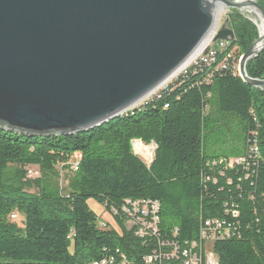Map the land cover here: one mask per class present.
I'll return each mask as SVG.
<instances>
[{"label": "trees", "instance_id": "16d2710c", "mask_svg": "<svg viewBox=\"0 0 264 264\" xmlns=\"http://www.w3.org/2000/svg\"><path fill=\"white\" fill-rule=\"evenodd\" d=\"M229 20L235 39L211 63L124 116L69 136L0 129V264H186L184 251L264 264V88L237 71L259 34L238 11ZM246 70L264 80V51ZM134 140L156 145L152 163Z\"/></svg>", "mask_w": 264, "mask_h": 264}, {"label": "water", "instance_id": "95a60500", "mask_svg": "<svg viewBox=\"0 0 264 264\" xmlns=\"http://www.w3.org/2000/svg\"><path fill=\"white\" fill-rule=\"evenodd\" d=\"M223 10L264 24L258 0H0V129L69 136L137 109L207 45ZM234 39L227 20L214 42ZM260 41L239 62L256 89L264 80L246 67Z\"/></svg>", "mask_w": 264, "mask_h": 264}, {"label": "rangeland", "instance_id": "374dc122", "mask_svg": "<svg viewBox=\"0 0 264 264\" xmlns=\"http://www.w3.org/2000/svg\"><path fill=\"white\" fill-rule=\"evenodd\" d=\"M230 12L231 11H225L223 14H220V17H219V20H218V25H217V28H216V32H215V34H214V36L209 40V42L207 43V45L203 48V50L200 52V54L197 56V57H195L190 63H188L185 67H183L179 72H178V74L177 75H175L169 82H168V84L169 83H171V82H173V81H175V79L185 70V69H187L189 66H191L195 61H197L201 56H203L207 51H208V49L210 48V47H213V45L215 44V42H214V38H215V36L217 35V32L218 31H220L221 30V28L223 27V26H225V24H226V21L227 20H229V14H230ZM222 13V12H221ZM244 15L245 16H248L249 17V19H252L255 23H257V25L260 23V21L258 20V19H256V18H254V17H252L251 15L249 16L247 13H245L244 12ZM259 26V25H258ZM258 28V27H257ZM258 34H259V36H260V33H259V30H258ZM258 36V37H259ZM258 40V39H257ZM257 40H255L254 42H256ZM230 41V40H229ZM231 42V41H230ZM253 42V43H254ZM239 62H240V60L238 61V63H237V71L239 72ZM155 94H152L151 95V97L152 96H154ZM151 97H150V99H151ZM149 99V98H148ZM141 105V104H140ZM139 105V106H140ZM138 106V107H139ZM136 142H140V143H142L145 147H150V148H152L153 150V153L155 154V151H156V145L154 144V143H150V144H144L142 141H140V140H134L133 142H132V147H133V152H134V154L138 157V158H140L142 161H144L147 165L148 164H150L151 162H152V159H153V157H154V154H153V156L151 157V158H145V157H143L140 153H138L137 152V150H136V148H135V144H136ZM60 169V168H59ZM65 174V171L64 170H61V175L63 176ZM59 184H60V186L64 189L65 187H66V183H65V181H64V179H62L61 181H59ZM88 205H89V207H90V209L92 210V211H94L98 216H99V218H100V221L104 224V225H107V221H110V219L108 218V216H107V214H106V210L104 209V207L102 206V205H100V204H98V203H96L95 201H93V200H90V201H88ZM16 213V212H15ZM15 217V216H14ZM14 217H12V220L14 221V222H16V223H18V224H21V220L20 219H17L16 220V218H14ZM14 218V219H13ZM18 218H19V216H18ZM16 220V221H15ZM21 226V225H20ZM208 264H216L215 263V259H214V257L213 256H211L210 255V257L208 258Z\"/></svg>", "mask_w": 264, "mask_h": 264}, {"label": "built area", "instance_id": "2783aa9c", "mask_svg": "<svg viewBox=\"0 0 264 264\" xmlns=\"http://www.w3.org/2000/svg\"><path fill=\"white\" fill-rule=\"evenodd\" d=\"M217 44H216V47L214 48V45H213V47H210L209 49H208V51L203 55V56H201L197 61H195L193 64H199V63H203V64H208V62H210L211 63V61L213 60V59H215V57H216V54L218 53V51H220V50H223V46H225V45H227V41H218V42H216ZM186 70V69H185ZM184 70V71H185ZM183 71V72H184ZM167 85H168V83L166 84V85H164L163 87H161V88H159V90H157V91H155L153 94H157L161 89H163V88H165V87H167ZM154 95V96H155ZM150 97L151 96H149L148 98L150 99ZM153 97V96H152ZM151 97V98H152ZM147 98V99H148ZM141 104H143V103H141ZM139 108V107H138ZM74 168V170L75 171H78V164H75L74 166H73ZM31 175H33V176H36V175H34L33 173H31ZM142 205H144V203H142ZM144 208H148V205L147 204H145L144 205ZM151 209L152 210H156L157 208H156V206L155 205H152L151 206ZM148 209H146V211H147ZM14 217V216H13ZM15 218V217H14ZM13 218V219H14ZM145 230L144 229H140L138 232V235L139 236H145V233H142V232H144ZM178 254V251H175L174 252V255L176 256ZM210 255L211 256H213L211 253H207V264H208V258L210 257ZM183 256L187 259V262H186V264H200V259H199V257L197 256V255H195V256H193L189 251H184L183 252ZM214 257V256H213ZM215 259V258H214ZM114 262V260L113 259H111V260H109V262L107 263L106 261H104V262H102V263H100V264H112ZM153 263V259L152 258H147V260H146V264H152ZM215 263L217 264V262H216V260H215Z\"/></svg>", "mask_w": 264, "mask_h": 264}, {"label": "bare ground", "instance_id": "6f19581e", "mask_svg": "<svg viewBox=\"0 0 264 264\" xmlns=\"http://www.w3.org/2000/svg\"><path fill=\"white\" fill-rule=\"evenodd\" d=\"M226 10H223L222 11V13L221 14H223L224 12H225ZM249 12H255V10L254 9H250L249 10ZM259 33H260V37H261V41L258 43V45H257V49H259V47L260 46H262L263 44H264V24L262 23V22H260L259 24ZM228 43H229V41H227V45H228ZM227 45H225V46H223V48H225V47H227ZM203 50V49H202ZM201 50V51H202ZM200 51V52H201ZM200 52H199V54H200ZM198 54V55H199ZM197 55V56H198ZM196 56V57H197ZM194 59V58H193ZM192 59V60H193ZM191 60V61H192ZM190 61V62H191ZM189 62V63H190ZM149 99H146L144 102H146V101H148ZM143 102V103H144ZM149 102V101H148ZM136 110V109H135ZM132 112V111H131ZM130 113V112H129ZM128 114V113H127ZM126 115V114H125ZM124 116V115H123ZM135 148H136V150H137V152L138 153H140L143 157H145V158H151L152 156H153V149L152 148H150V147H145L142 143H140V142H136V144H135Z\"/></svg>", "mask_w": 264, "mask_h": 264}, {"label": "flooded vegetation", "instance_id": "af4514ba", "mask_svg": "<svg viewBox=\"0 0 264 264\" xmlns=\"http://www.w3.org/2000/svg\"><path fill=\"white\" fill-rule=\"evenodd\" d=\"M229 26H230V20H229Z\"/></svg>", "mask_w": 264, "mask_h": 264}]
</instances>
